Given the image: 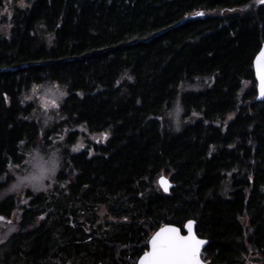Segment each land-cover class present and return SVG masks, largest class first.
<instances>
[{"label": "trees", "instance_id": "16d2710c", "mask_svg": "<svg viewBox=\"0 0 264 264\" xmlns=\"http://www.w3.org/2000/svg\"><path fill=\"white\" fill-rule=\"evenodd\" d=\"M263 44L260 0H31L17 10L0 38V188L41 129L19 101L33 85L66 89L70 147L81 127L109 135L63 156V188L0 202V219L19 218L0 264H136L161 226L184 234L188 221L208 264L264 261V102L253 73ZM210 76L205 91L182 95V120L195 122L164 129L177 87Z\"/></svg>", "mask_w": 264, "mask_h": 264}, {"label": "rangeland", "instance_id": "374dc122", "mask_svg": "<svg viewBox=\"0 0 264 264\" xmlns=\"http://www.w3.org/2000/svg\"><path fill=\"white\" fill-rule=\"evenodd\" d=\"M31 0H0V38L7 39L10 37L13 26V18L17 10L25 9ZM239 10L229 12H220V15L237 13ZM39 35L47 42L53 40L49 32L41 30ZM214 80V76L207 77L195 82H182L178 87L175 98L170 105L167 113L162 118L164 129L178 133L183 128L182 125H191L196 118H191L184 122L182 120V95L184 92H203L209 87ZM244 87L240 93H243ZM66 89L49 81L31 86L19 98L20 104L31 103L33 105L31 114L28 119L33 118L40 121L41 129L36 141L32 145H22V161L19 164L8 166L9 180L8 183L0 188V202L9 197L18 199V203H24L27 191L37 194L48 191L56 187H62L65 183L57 179V175L64 166V155L71 151H76L85 146L86 141L101 142L108 138V132L91 134L83 127L78 128V133L82 134L77 137L76 142L70 147L68 138L71 130L65 124L67 119L60 114L59 108L65 96ZM61 125L56 133L47 134V131L53 126ZM182 127V128H181ZM74 140L76 137L73 138ZM43 165L46 169L45 177L39 182H31L30 178L38 174V166ZM67 173V170L64 171ZM159 188V187H158ZM160 191V189H158ZM231 180L229 175L222 183L220 196L224 199L230 198ZM102 222H111V219L104 218L105 212H101ZM18 212L15 211L8 220L0 219V243L6 238L18 232ZM243 226L246 222L241 220ZM246 264H264L258 256L252 255L247 259Z\"/></svg>", "mask_w": 264, "mask_h": 264}, {"label": "snow or ice", "instance_id": "6c2138e0", "mask_svg": "<svg viewBox=\"0 0 264 264\" xmlns=\"http://www.w3.org/2000/svg\"><path fill=\"white\" fill-rule=\"evenodd\" d=\"M264 3V0H260ZM202 15V13H197ZM257 77L260 81V95L264 97V49L257 57ZM47 169L38 166V174L30 178L31 182H39L46 175ZM161 183L165 181L161 178ZM167 191V187L164 188ZM192 221L187 224L188 235H180L177 228L165 226L160 229L151 239V251L146 252L141 258L140 264H201L199 258L200 247L204 241L197 239L192 234Z\"/></svg>", "mask_w": 264, "mask_h": 264}, {"label": "water", "instance_id": "95a60500", "mask_svg": "<svg viewBox=\"0 0 264 264\" xmlns=\"http://www.w3.org/2000/svg\"><path fill=\"white\" fill-rule=\"evenodd\" d=\"M262 49H264V44H263L261 50H262ZM261 50H260V52L256 55V57H255V59H254V61H253V73H254L255 88H256V89H255V95H256V96H255V101H256V102H259V103L264 102V97H262V96L260 95V91H259L260 81H259V79H258V77H257V71H256L257 57L260 55ZM161 178H163V180L165 181L164 184L161 183ZM157 186L159 187V189H160L163 193L168 194L169 191H170V189L173 188L174 185L170 182V180H169L167 177H165V176H161V177H159V178L157 179ZM165 187H167V191L164 190ZM188 222H189V221H188ZM188 222L185 223V225H184V227H183L184 234L181 233V230H180L179 228H177L176 226H173V225H170V224H166V225L161 226V227H160L157 231H155V233H153L152 236L149 238V240H148V247H147V250H146V251H145V252H144V253H143V254L137 259L136 264H140L141 258L144 256V254H145L146 252H150V251H151V243H150V241H151L152 237H153L157 232L160 231L161 228H163V227H165V226L174 227V228H177V229L180 231V235H182V236H186V235L189 234V233H188V228L186 227L187 224H188ZM191 229H192V234H193L197 239L204 241V243H203V244L201 245V247H200L199 258H200V260H201V264H208L207 262H205V261L202 260V253H203V250L206 248L208 242H207L206 240L200 239V238L196 235L195 230H194V223H193V222H192V225H191Z\"/></svg>", "mask_w": 264, "mask_h": 264}, {"label": "flooded vegetation", "instance_id": "af4514ba", "mask_svg": "<svg viewBox=\"0 0 264 264\" xmlns=\"http://www.w3.org/2000/svg\"><path fill=\"white\" fill-rule=\"evenodd\" d=\"M28 6H29V5H28ZM28 6H27V7H28Z\"/></svg>", "mask_w": 264, "mask_h": 264}]
</instances>
